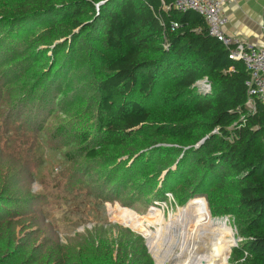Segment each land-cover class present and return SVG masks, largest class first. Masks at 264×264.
Wrapping results in <instances>:
<instances>
[{"label": "rangeland", "instance_id": "374dc122", "mask_svg": "<svg viewBox=\"0 0 264 264\" xmlns=\"http://www.w3.org/2000/svg\"><path fill=\"white\" fill-rule=\"evenodd\" d=\"M36 1L50 0H0V264H88L91 242L128 261L140 243L154 264H172L185 256L183 231L173 221L178 210L194 206L207 221L230 226L217 239L233 237L226 264H235L232 245L246 241L235 212L224 213L221 198L207 192L210 182L199 185L196 172L191 184L178 182L179 173L168 179L181 159L173 151L150 160L154 149H178L156 143L173 128L157 123L120 147L101 149L97 87L118 51L92 40L88 30H70L60 16L46 29L52 24L46 7L19 14ZM167 87L131 99L155 113L174 112L183 104L165 95ZM58 127L67 134L52 138ZM82 133H88L83 145L76 137ZM85 146L101 154L90 159Z\"/></svg>", "mask_w": 264, "mask_h": 264}, {"label": "trees", "instance_id": "16d2710c", "mask_svg": "<svg viewBox=\"0 0 264 264\" xmlns=\"http://www.w3.org/2000/svg\"><path fill=\"white\" fill-rule=\"evenodd\" d=\"M41 7L47 8L52 21L46 29H51L60 16L70 30L81 34L88 30L92 40L118 51L107 61L108 74L97 87L101 149L120 147L141 128L157 123L173 128L171 136L156 138V143L178 149H154L150 160L173 151L181 159L176 171L167 172L172 176L168 179L179 173L178 182L191 184L196 172L199 185L210 182L207 192L221 198L224 213H229V207L235 212L240 228L242 223L240 234L246 241L233 249L235 264H264V102L255 101L254 112L246 107L247 73L243 64L228 59V51L208 35L200 15L164 10L160 0L36 1L19 14L25 16ZM171 22L178 24L174 32L169 30ZM204 78L212 87L209 95L195 90ZM162 83L168 85L165 95L183 104L177 107L180 113H155L131 99L134 93L147 95ZM21 116L18 113L16 119ZM66 134L64 127H58L52 138ZM76 137L81 145L88 141V133ZM81 150L90 159L101 154L87 146ZM155 164L153 161L146 168ZM177 188L171 191L175 194ZM86 248L88 264H154L140 243L133 248L129 261L121 258L120 252L114 258L100 242H91Z\"/></svg>", "mask_w": 264, "mask_h": 264}, {"label": "built area", "instance_id": "2783aa9c", "mask_svg": "<svg viewBox=\"0 0 264 264\" xmlns=\"http://www.w3.org/2000/svg\"><path fill=\"white\" fill-rule=\"evenodd\" d=\"M231 0H160L164 10H175L180 13L192 11L204 20L207 33L222 44L228 51V59L243 64L247 73V97L246 107L254 112V102H264V48L244 43L237 38L226 34L225 26L228 23L224 13V6ZM178 28L176 22L169 25L170 32ZM198 93L209 95L212 87L207 78L197 82ZM150 210V209H149ZM238 243V242H237ZM237 244L232 246L236 247ZM247 253H244V258ZM242 259L241 261H243Z\"/></svg>", "mask_w": 264, "mask_h": 264}, {"label": "bare ground", "instance_id": "6f19581e", "mask_svg": "<svg viewBox=\"0 0 264 264\" xmlns=\"http://www.w3.org/2000/svg\"><path fill=\"white\" fill-rule=\"evenodd\" d=\"M154 218H156V220L154 219L155 224L160 225L163 221L160 215L155 214ZM173 224L180 229V232L183 231L180 233L181 248L185 251V256L182 254L183 252L176 255L172 264H226L227 253L233 243V237L231 240L220 241L217 236L219 232L229 235L230 226L224 228L223 222L207 221L204 214L196 206L178 210ZM142 234L146 237L150 236L147 232Z\"/></svg>", "mask_w": 264, "mask_h": 264}, {"label": "crops", "instance_id": "0c3cea01", "mask_svg": "<svg viewBox=\"0 0 264 264\" xmlns=\"http://www.w3.org/2000/svg\"><path fill=\"white\" fill-rule=\"evenodd\" d=\"M227 35L264 48V0H231L224 6Z\"/></svg>", "mask_w": 264, "mask_h": 264}, {"label": "water", "instance_id": "95a60500", "mask_svg": "<svg viewBox=\"0 0 264 264\" xmlns=\"http://www.w3.org/2000/svg\"><path fill=\"white\" fill-rule=\"evenodd\" d=\"M105 1H108V0H105ZM103 2H104V1H103ZM103 2H102V3H103ZM102 3H100V4H102ZM202 142H203V140H202L199 144H201Z\"/></svg>", "mask_w": 264, "mask_h": 264}]
</instances>
